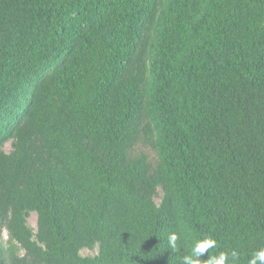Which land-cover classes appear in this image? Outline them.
<instances>
[{
  "label": "trees",
  "instance_id": "trees-1",
  "mask_svg": "<svg viewBox=\"0 0 264 264\" xmlns=\"http://www.w3.org/2000/svg\"><path fill=\"white\" fill-rule=\"evenodd\" d=\"M207 237L199 264L264 248V0H0V264Z\"/></svg>",
  "mask_w": 264,
  "mask_h": 264
},
{
  "label": "clouds",
  "instance_id": "clouds-1",
  "mask_svg": "<svg viewBox=\"0 0 264 264\" xmlns=\"http://www.w3.org/2000/svg\"><path fill=\"white\" fill-rule=\"evenodd\" d=\"M178 239L179 237L175 232L171 233L168 236L170 247L175 248ZM215 246H216V241L210 237L198 241L193 248L192 256H185L183 258L182 264H199L200 259L198 258L203 253H205L209 248ZM231 257L233 261H235L237 258V252L232 251ZM206 264H229L228 253L221 252L218 256L209 257L206 260ZM248 264H264V248L255 252L253 256L249 259Z\"/></svg>",
  "mask_w": 264,
  "mask_h": 264
},
{
  "label": "rangeland",
  "instance_id": "rangeland-1",
  "mask_svg": "<svg viewBox=\"0 0 264 264\" xmlns=\"http://www.w3.org/2000/svg\"><path fill=\"white\" fill-rule=\"evenodd\" d=\"M5 150L6 151L9 150V145L8 144H6ZM136 150L137 151H140V152H143L144 154H146L147 157H148V159H149V162L152 165L155 163L156 155H155V153L151 149H149L148 147L140 146V147H136ZM161 196H162L161 190L158 189L157 190V196L155 198V202H156L157 205L160 202ZM36 220H37V216L34 213L30 214V216H29V218L27 220V224L33 230V232L36 230ZM3 240H4V242L7 241L6 232H3ZM80 255L83 256V257H92V256H95L96 255V249L95 250H82L80 252Z\"/></svg>",
  "mask_w": 264,
  "mask_h": 264
}]
</instances>
